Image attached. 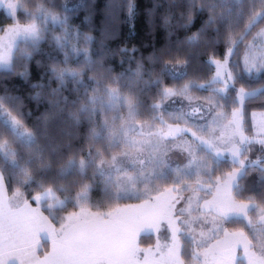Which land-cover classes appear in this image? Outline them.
I'll use <instances>...</instances> for the list:
<instances>
[{"label": "snow or ice", "instance_id": "snow-or-ice-1", "mask_svg": "<svg viewBox=\"0 0 264 264\" xmlns=\"http://www.w3.org/2000/svg\"><path fill=\"white\" fill-rule=\"evenodd\" d=\"M29 3L35 7L22 8L21 0H0V9H7V18L17 21L7 28L0 26V31L8 38L22 36L32 44L33 50H38L42 42L54 45L63 54L64 64L73 57L83 56L79 68H61L56 63L51 65L49 72L59 83L52 94L65 86L67 78L77 84L83 83V72L95 66L89 47L94 37L74 28L67 16L54 10L56 6L51 0H43L42 3L29 0ZM80 6L89 14L94 8L91 0H83ZM107 7L112 9L114 5L110 3ZM124 7L127 17L134 20L137 14L135 0H126ZM159 7L157 2L147 10L152 24L155 23ZM176 9L179 10L177 27L197 28L180 42L177 49L187 48L189 51L182 62L162 63L158 74L152 76L149 73V79L143 81L147 87L156 89L150 107L152 119L158 120L159 124L150 130L149 125L144 124L138 135L130 138L132 147L120 154L134 158L143 151L138 146L139 140L143 139L145 144L155 140L157 147L152 150L150 161V172L158 178L155 187H145V195L135 213L97 214L91 220L82 219L79 215L66 218L61 230L51 236L52 250L43 259L37 256L41 246L38 238L41 231L47 235V229L40 225L34 233L24 237L15 231L10 232L7 238L11 243L15 245L19 240L20 244L14 252L9 253L16 264H186V245L194 246L190 264H264V196L259 201L255 196H244L248 190L245 181L250 169L258 171L260 177L264 178V156L251 160L248 155L253 151V145H259V150L264 153V112L252 113L251 135L248 134L250 129L247 124V109L251 102L264 98V84L259 88L253 87V82L245 80L243 76L246 72H264V42L257 45L258 38H264V0H169L168 10L161 18L166 29L171 26L173 10ZM18 10L29 23L18 22ZM198 15L202 21L197 27L195 20ZM48 19L60 25L58 32L46 27ZM258 26L259 31L253 35V29ZM220 44H224L225 49L220 50ZM241 45L244 47L242 57L239 55ZM201 47L205 50L211 48L213 55L193 68V60L199 59ZM119 51L129 53L131 58L137 49L123 47ZM167 53L168 50H164L162 54ZM17 58L13 55L11 44H5L3 51H0V64L8 68L7 75L15 73ZM31 58L32 51L23 49L25 70L15 74L24 80L30 77ZM149 59L159 61L155 54ZM190 68H193L194 76L200 72L204 76L208 72L213 74L206 79L200 77L203 80L200 83L196 79H188L183 84L169 85L170 79L179 81L188 77ZM144 71L143 64L138 62L134 73L137 80H143ZM32 87L43 88L44 85L33 84ZM199 91L208 94H193ZM17 99L7 97L9 102ZM31 99L39 101L40 93L37 92ZM4 103L5 98L0 97V123L3 124L0 131L6 132L12 143L25 144L29 152L28 157H24L17 148L8 149L9 162L17 165L23 160L25 164H31L34 157L40 156L36 134L24 128L21 120L12 114L11 108H5ZM81 111L87 109L81 108ZM134 124L139 125L140 121L130 110L125 125ZM169 139L174 141L171 148L185 159L181 166L171 167L169 164L170 149L166 144ZM7 143H0V149L6 148ZM224 153L229 154L231 169L216 174L213 157L218 159ZM117 159L113 155L110 160L102 159L101 164L118 169ZM77 163L83 173L86 161L81 159L77 162L73 157L61 166L59 175L63 176ZM50 168V164L42 163L39 171L43 173ZM169 168L171 175L165 176L164 170ZM184 169H193V174L185 175ZM123 175L130 177L129 173ZM91 190L92 185L85 184L77 193V199L87 200ZM124 190L125 186L121 184L115 193L117 199ZM68 191L66 186L54 185L38 193L32 202L44 204L54 201L47 208L49 216L45 218L51 219L53 208L62 209L69 202L67 197L58 199V193ZM233 217L238 218L243 226L229 231L223 225ZM31 219L39 224L36 216ZM125 222L131 227H124ZM141 232L155 233L156 243L141 248L138 241ZM32 236L37 239H32ZM4 239L0 234V245ZM17 252L21 255H17ZM0 264H7V260Z\"/></svg>", "mask_w": 264, "mask_h": 264}, {"label": "trees", "instance_id": "trees-1", "mask_svg": "<svg viewBox=\"0 0 264 264\" xmlns=\"http://www.w3.org/2000/svg\"><path fill=\"white\" fill-rule=\"evenodd\" d=\"M37 1L40 0H35V3ZM63 1L51 0V3L60 10ZM91 2L94 4L91 14L80 6L83 0H80L68 14L69 23L74 28L94 37V41L89 47L95 66L83 72V83L77 84L72 82L71 78H67L65 86L59 92L52 94L53 89H56L59 83L49 72L51 65L56 63L61 68L66 66L79 68L82 66L83 56L78 59L71 58L67 64H64L63 54L48 42H42L38 50H33L32 44L27 46V49L32 51L29 64L30 77L27 80L15 74L25 70L23 53L19 51L15 54L19 57L15 61V73L7 75L8 69H0V97L5 98V105L11 108L23 123L35 132L40 152L39 158L34 157L31 164H25L21 160L17 165H12L8 158L3 157L0 153V171L6 180L8 189L17 190L21 200L37 206H39L38 203L32 202V198L45 189H50L54 185L68 187V192L58 193L57 198L61 199L68 194L75 193L85 183L90 182L94 183L92 192L98 196L102 203L113 204L129 200L128 198L117 199L111 193L112 185L101 188L94 180L95 162L101 155H108L115 151V148H108L104 135H93L99 118V115H96L94 111V108L99 105L96 96L100 93L103 84H116L122 92L132 96L142 112L150 110L155 99L156 89L147 87L143 81L149 79V73L152 76L158 74L162 63L182 62L189 49L180 48L177 51L180 42L197 30L196 27L191 26L189 29L176 26L179 17L178 9L173 10L171 26L166 29L162 25L161 18L168 10L169 0H135L137 14L134 20L127 17L124 7L126 0H91ZM157 2L160 7L155 15V23L152 24L149 22L147 10ZM21 3H24L27 8L35 6L29 3V0H21ZM110 3L114 5L112 9L107 7ZM18 15L20 20H24L21 11H18ZM201 21L202 17L198 15L195 20L197 27ZM7 22H10V19L2 18L0 26L5 27ZM257 31H259V26L257 29H253L252 34L255 35ZM123 47L128 49L135 47L137 51L131 54L130 58L129 53H120L119 49ZM225 47L224 44L219 45L220 50ZM164 50H168V53L162 54ZM200 52L199 59L193 60V68L198 63L206 62L213 55L211 48L205 50L201 47ZM153 54L159 57L158 62L149 59ZM243 54L244 47L241 45L239 55L242 57ZM122 60L123 63H121ZM138 62L144 66L143 80H137L134 75ZM193 68L189 69L188 77L179 81L170 79L169 85L181 84L186 79L202 80L200 77L206 79L211 73L208 72L207 76H204V73L200 72L194 76ZM243 76L245 80L253 82V87H260L261 84H264V72H246ZM33 84H43L44 87L33 88ZM37 92L40 93L39 101L31 99ZM10 96L19 99L9 102L7 97ZM93 96L95 102H93ZM262 102H264V98L251 102L247 109L248 118L252 110L264 109ZM81 108H86L87 111L82 112ZM45 117L47 122H45ZM2 128L3 124L0 123V129ZM71 134L74 136L70 137ZM4 140H8L7 144L12 149L17 148L20 154L28 157V147L25 144L22 142L12 143L7 133L0 131V142ZM72 157H84L87 160L83 173L80 168L74 165L63 176H60L59 169ZM42 163L50 164V170L43 173L39 171ZM249 172L245 181L248 190L244 196H255L259 201L264 196V178L260 177L258 171L250 169ZM29 177H31V182H29ZM51 202L54 203V201ZM67 204H71V200ZM237 221L240 225V220ZM144 237H139V243H145ZM188 249L189 245H186L184 256ZM42 251L43 248L40 252Z\"/></svg>", "mask_w": 264, "mask_h": 264}, {"label": "rangeland", "instance_id": "rangeland-1", "mask_svg": "<svg viewBox=\"0 0 264 264\" xmlns=\"http://www.w3.org/2000/svg\"><path fill=\"white\" fill-rule=\"evenodd\" d=\"M42 2L43 0L37 1V3H42ZM79 2L80 0H64L62 4V9L59 10L55 8L54 10H58L62 16L68 17L69 12L74 7H76ZM21 5L22 8H27L24 6V3L23 4L21 3ZM6 10L7 9L5 10L0 9V21L4 17L7 18L5 12ZM41 20H43V17H41ZM16 22L17 21L10 19V22H7L4 28L9 27ZM18 22L21 24H26L29 23L30 21L24 18V20L19 19ZM46 27L56 32H58L60 29V25L53 24L51 19H48L46 21ZM262 42H264V38H258L257 45L259 46V44ZM5 44H11L13 55L15 56V54L18 51L23 53V49H27V46L31 43L19 35L15 36L14 38H8L6 37L5 33L1 31L0 51H3V46ZM73 58L78 59V57H73ZM66 67L75 69V67H71V66H66ZM0 69H8V68L5 67L3 64H0ZM253 73H262V72L254 71ZM212 74L213 72L210 73L209 77ZM192 78H196V77H192ZM187 80L188 79L184 80L181 84L186 83ZM197 82L200 83L203 82V80H197ZM237 87H239V85H237ZM101 88H102L101 91H99L100 93H98L96 96L99 105L94 108L96 115H99V118L97 120L98 126L94 129V133L97 135H104L108 144V148L109 149L115 148L114 149L115 151H113L111 154L109 153L108 155H104V156L101 155L98 161L95 162L94 180L101 188H103L106 185H112L111 193L114 194V196L118 190V187L121 184H123L125 186V190L121 192L120 198H128L129 200L127 202H122V203L116 202L113 204H109V203L105 204L100 201L98 196L94 192H92V190L89 193V197L87 200L77 199V193L85 184H91L93 188L94 183L91 182L85 183L75 193L68 194L66 197L68 198V200H71V204H66L65 206H63L62 209H58V210L53 208L54 215H52L53 217L52 220L54 221V223L51 224L49 228H45L47 229V235L50 238L49 243L47 245L41 244V248H43V251L41 253H37V256L40 259H43L47 253L51 252L52 250L51 236L56 235V233L61 230L62 226L65 224L66 218L69 217L74 218L77 215H79L81 216L82 219L87 218L91 220L94 219L97 216V214H108L111 212L113 213V215H129L135 213L136 211H138L137 206L141 204V199H143V196L145 195L144 193L145 187L146 186L155 187L156 183L158 182L157 176L153 175L152 172H150V168H151L150 161L152 158V150L157 147V142L155 140H153L151 144H145L143 142V139L139 140L138 146L141 149H143V151L138 152L134 158H130L128 156H124L120 154L122 152L128 151L132 147L130 138L137 136L139 129L144 124L149 125V130H150V128L156 127L159 124V121L158 120L154 121L152 119L153 113L151 109L142 112L138 108L136 101L132 99V96L122 92L121 88L118 85L108 83V84H103ZM193 94L196 96H206L208 93L205 91H199V92H194ZM93 98L94 96L92 97V99ZM4 107L9 108L7 105H5V103H4ZM130 110H133L135 112L136 119L140 121L139 125H135V124L134 126L125 125V121H127L128 119V114ZM253 112L255 113L264 112V109L252 110L250 112L248 118L249 122H247L248 127L250 129L248 133L249 135L252 134L251 124H252ZM12 114L17 116V118L21 120V118L13 110H12ZM4 119L7 118L4 117ZM257 119H259V116L257 117ZM21 122L23 123L22 120ZM23 125L24 128L31 130L24 123ZM73 136H74L73 134L70 135V137ZM4 141L8 142V140H4ZM2 142L3 141H1L0 143ZM173 143L174 141H172L171 139L166 141V144L170 149L168 153L169 164L171 167L181 166L185 163V159L181 155V153L171 148V145ZM259 148H260L259 145H253V151L248 153L249 158L251 160H256L258 157L264 156V153H261ZM8 149H12V148L7 144L6 148L0 149V153L3 157L8 158V160H10V157L7 155ZM113 155H116L118 157L117 159L118 169L116 167H110L107 164H103V165L101 164L102 159L105 161L110 160ZM75 159L77 162H79L81 159H84L87 163V160L84 157L75 158ZM213 159L216 161V166H217L216 174H219L220 172H226L231 169L232 165L228 153H224L218 159L215 157H213ZM140 161H143V163H140ZM225 161H227V163ZM76 166L79 168V163H77ZM193 171H194L193 169H184V174L191 176L193 174ZM124 173H129L130 177L123 175ZM164 175L170 176L171 168L165 169ZM105 189H107V187H105ZM137 195H139L140 198H135ZM17 199H21L18 191L8 189L6 185V180L0 171V234H2L5 237L3 244L0 245V262L7 260V264L16 263V261L9 256V253L14 252L18 248V246H16L18 245L17 243L18 240L14 245L7 238L9 233L15 231L19 233L21 237L27 235V233L23 230L24 229L23 223L21 225V230H19L17 226V221L19 219V215L16 212L19 211L18 210L19 203H16ZM53 204L54 203L51 201H46L44 204L38 203V205L42 209L47 211L48 214L49 211L47 210V208ZM24 218H25V214H21L20 216L21 221H23ZM237 220L239 219L235 217L230 218L227 222L224 223L223 227L228 229L229 231L238 230L243 225L242 223L238 225ZM259 223L260 222L257 220V224ZM124 227H131V226L128 225L127 222H125ZM209 227H211V225H209ZM27 229L29 231H32V227L30 226L27 227ZM221 235H223L222 232ZM140 236L143 237L146 236L144 237L145 243L144 244H142L141 242L139 243V246L141 248H148L149 246L154 245L156 243L155 233L149 234V233L141 232ZM210 242L214 243V241H210ZM13 246H16L15 249L8 251V249L12 248ZM193 247H194L193 245H189L188 252L184 256L186 264H190V262L193 259L192 257ZM16 254L21 255L19 252H17ZM240 259H242V256L240 257Z\"/></svg>", "mask_w": 264, "mask_h": 264}, {"label": "crops", "instance_id": "crops-1", "mask_svg": "<svg viewBox=\"0 0 264 264\" xmlns=\"http://www.w3.org/2000/svg\"><path fill=\"white\" fill-rule=\"evenodd\" d=\"M10 197V196H9ZM16 203H19V211H16L17 214L19 215V219L17 221V226H18V229L21 230V225L22 223L24 224L23 225V230L27 233V235H31L32 233H34L37 228L42 225L44 228H49L51 224L54 223V221L51 219H45L49 216V214L47 212H45L42 208H40L39 206L37 205H34V204H31L29 206V202H25L21 199H17L16 200ZM21 214H25V218L23 221H21L20 219V216ZM33 216H36L38 221H39V224H37L36 222H34L31 217ZM43 217V218H41ZM32 227V231H29L27 229V227ZM32 239H37L36 237L32 236L31 237ZM40 240V245L41 244H44V245H47L49 243V236L46 235L44 233V231H41L40 232V236L38 238ZM45 241V242H44ZM47 241V242H46ZM18 245L16 246H20L19 244V240L17 241ZM16 246H13L12 248H9L8 251L10 250H14ZM41 246L39 247V249L37 250V253H41L40 250H41ZM8 264H11V263H8ZM12 264H16V263H12Z\"/></svg>", "mask_w": 264, "mask_h": 264}]
</instances>
